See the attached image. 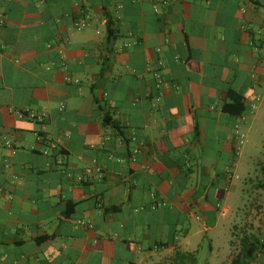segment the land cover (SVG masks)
Segmentation results:
<instances>
[{"label":"crops","instance_id":"0c3cea01","mask_svg":"<svg viewBox=\"0 0 264 264\" xmlns=\"http://www.w3.org/2000/svg\"><path fill=\"white\" fill-rule=\"evenodd\" d=\"M261 148L264 0H0V264H264Z\"/></svg>","mask_w":264,"mask_h":264},{"label":"built area","instance_id":"2783aa9c","mask_svg":"<svg viewBox=\"0 0 264 264\" xmlns=\"http://www.w3.org/2000/svg\"><path fill=\"white\" fill-rule=\"evenodd\" d=\"M89 16H86V18H84V20H82L79 24L81 27H84L86 26L87 22H86V19H88ZM51 45H49L50 47ZM59 52L62 54L63 53V50L60 49ZM24 114L25 115H28L30 118H32L33 120H36V121H39V122H44L47 118V113L46 112H36L35 110H31V109H28V110H25L24 111ZM5 145L11 149L12 151V154L16 153V150L13 148V144L11 141L7 140L5 142ZM51 148L54 149V150H57L58 149V142L57 141H53L51 144H50ZM45 153H48L47 150L44 151ZM59 163H61V161H59ZM78 223L80 225H84L86 224L84 222V220H79Z\"/></svg>","mask_w":264,"mask_h":264},{"label":"rangeland","instance_id":"374dc122","mask_svg":"<svg viewBox=\"0 0 264 264\" xmlns=\"http://www.w3.org/2000/svg\"><path fill=\"white\" fill-rule=\"evenodd\" d=\"M247 116L249 117V114ZM255 161V167L257 168V170L254 171L253 178L254 180H257L261 172V166L264 165V148H261V150L256 153ZM206 252H209L208 242L204 244V251H201L195 259L189 260L186 264H203Z\"/></svg>","mask_w":264,"mask_h":264},{"label":"trees","instance_id":"16d2710c","mask_svg":"<svg viewBox=\"0 0 264 264\" xmlns=\"http://www.w3.org/2000/svg\"><path fill=\"white\" fill-rule=\"evenodd\" d=\"M233 98H234L233 102H230L229 104H227L226 107L232 112L241 114L245 110L244 101L238 95H233Z\"/></svg>","mask_w":264,"mask_h":264}]
</instances>
